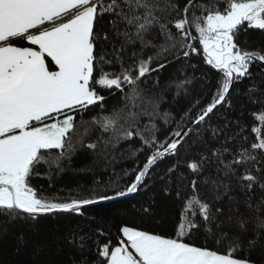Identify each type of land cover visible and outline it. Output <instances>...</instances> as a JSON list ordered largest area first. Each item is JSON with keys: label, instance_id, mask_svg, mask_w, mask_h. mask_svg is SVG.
Returning a JSON list of instances; mask_svg holds the SVG:
<instances>
[{"label": "snow or ice", "instance_id": "1", "mask_svg": "<svg viewBox=\"0 0 264 264\" xmlns=\"http://www.w3.org/2000/svg\"><path fill=\"white\" fill-rule=\"evenodd\" d=\"M69 171L64 196L33 184ZM138 193L115 233L97 224ZM157 197L171 234L136 223ZM5 246L7 264H264V0H0Z\"/></svg>", "mask_w": 264, "mask_h": 264}, {"label": "trees", "instance_id": "2", "mask_svg": "<svg viewBox=\"0 0 264 264\" xmlns=\"http://www.w3.org/2000/svg\"><path fill=\"white\" fill-rule=\"evenodd\" d=\"M255 39L258 41L260 39L259 34L257 33ZM173 69L169 68L167 72L163 73L165 76L169 73H172ZM183 101L181 102V106ZM111 106V102L109 107ZM85 119H90L85 117ZM143 159V157H141ZM77 167H79V161L77 162ZM131 163H127L124 167H131ZM83 184L84 180L80 174L73 173L69 171L64 174L62 178L57 177L53 186L49 187V184L43 179H34L33 184L38 188L42 189L41 195L50 196V195H60L64 196L72 190L76 189L77 184ZM153 196V193L145 194H132L128 198H121L120 200L106 203L103 206H100L93 211L96 213V222L102 227L109 228L113 233H115V225L119 223L120 217L117 215L118 212L122 211L124 208L128 207L131 203L136 201H146ZM176 214V205L172 203L170 199H165L163 197H157V202L155 206V215L156 220H145L141 223L140 220H136V223L141 227H146L149 229H155L159 232H168L171 234V223L175 219ZM131 219V217H129ZM163 220L164 226L157 228V223ZM201 238H195L196 243H200ZM11 259V247L5 246L3 249H0V261H3L4 264H7V261Z\"/></svg>", "mask_w": 264, "mask_h": 264}]
</instances>
